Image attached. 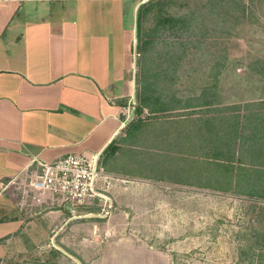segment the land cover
<instances>
[{
  "label": "rangeland",
  "instance_id": "1",
  "mask_svg": "<svg viewBox=\"0 0 264 264\" xmlns=\"http://www.w3.org/2000/svg\"><path fill=\"white\" fill-rule=\"evenodd\" d=\"M134 1L136 10L130 18L137 47V10L148 0ZM163 14L185 16L186 22L163 29L157 25L156 9L142 18L141 35L150 42L145 50H135V85L125 100V117L128 122L140 117L145 126L136 143L123 145L134 152L120 154L114 164L131 185L122 194L131 202L130 223H116L121 230L108 233V241H101L105 234L97 231L93 237L98 243L90 250L86 240L90 232L73 224L88 225L100 218L59 224L51 217L50 227L39 232V215L27 216L36 231L21 240L14 236L0 241L4 245L0 264H264V196L203 186L200 183L212 182L211 178L175 171L152 178L157 171L140 164L149 159L145 151L176 157L175 150H196L199 155L211 146H190L194 141L190 136L184 146L155 140L165 116L204 117L216 114L203 112L210 108L264 100V0H170ZM125 16L129 21V14ZM146 82H156L155 88L166 93L165 100L179 108L136 114V92ZM186 103L190 106L180 108ZM197 155L193 156L202 161ZM175 161L180 163L166 157L160 164L170 170ZM202 163L206 165L205 160ZM183 177L184 181L177 180ZM141 213L149 216L152 230L140 228Z\"/></svg>",
  "mask_w": 264,
  "mask_h": 264
},
{
  "label": "crops",
  "instance_id": "2",
  "mask_svg": "<svg viewBox=\"0 0 264 264\" xmlns=\"http://www.w3.org/2000/svg\"><path fill=\"white\" fill-rule=\"evenodd\" d=\"M134 3L0 0V241L36 231L27 216L39 215V232L50 227L51 217L59 224L76 219L50 194L30 211L22 188L28 190L35 158L52 161L72 153L101 161L106 146L123 135L125 100L135 85ZM105 170L99 184L116 209L88 225L73 224L90 232V250L97 231L108 241V233L121 230L116 223H130L131 202L122 196L129 180L113 162ZM139 218L143 231L153 229L149 216Z\"/></svg>",
  "mask_w": 264,
  "mask_h": 264
},
{
  "label": "trees",
  "instance_id": "3",
  "mask_svg": "<svg viewBox=\"0 0 264 264\" xmlns=\"http://www.w3.org/2000/svg\"><path fill=\"white\" fill-rule=\"evenodd\" d=\"M169 1L148 0L138 7L136 38H138L139 43L137 47L135 46V50H145L150 42L142 38L141 22L142 18L153 9H156L157 25L163 29L179 28L180 24L182 26V23L186 22L185 16L163 14V10ZM136 52L138 51L136 50ZM155 85L156 82H146L139 87L136 92L138 101L137 106H135L136 114L140 115L145 109L149 114L155 115L179 108L174 103L170 104L165 100L166 93L155 88ZM206 103L209 104L210 102L206 101ZM184 105L180 108L189 107L190 103ZM257 107L263 109L264 100L226 105L217 109L210 108L203 110V112H215L216 114L204 117L191 116V118H187L183 114H178L177 117L175 115L165 116L159 124L157 122L161 130L154 136L155 140L178 142L184 146L185 144L188 145L189 141L187 140L190 139V136L194 140L190 146L200 145L203 147L202 143L211 146L199 155H197L196 150L186 152L182 149L175 150L174 153L178 155L176 157H168L167 153L145 151L144 153L148 154L149 159L147 162H140V164L152 173L156 174L157 171L156 175H151L152 178L162 179L161 172L175 171L176 174H187L196 178H211L212 182L200 183L203 186L219 190L233 189L240 193L264 196V110L259 109L257 111L255 109ZM144 126L145 120L140 117L127 122L123 135L118 140H112L104 149L105 155L103 160L100 161L99 158V166L106 171L107 162L110 161L114 164L117 162L118 164L119 160L117 159H119L120 154L134 152L132 148H124L123 145L136 143L140 136L139 132ZM150 154L157 157L159 162H151ZM193 155L201 156L202 161ZM166 157L180 163L175 161L174 167L169 170L166 168V164H160L165 161ZM159 158L161 159L159 160ZM204 160L206 165L202 163ZM125 164L119 162L120 166ZM124 167L130 166L126 164ZM120 171L122 172V170ZM183 179L184 177L177 178L179 181H184Z\"/></svg>",
  "mask_w": 264,
  "mask_h": 264
},
{
  "label": "built area",
  "instance_id": "4",
  "mask_svg": "<svg viewBox=\"0 0 264 264\" xmlns=\"http://www.w3.org/2000/svg\"><path fill=\"white\" fill-rule=\"evenodd\" d=\"M98 162L97 156L72 153L52 161L35 158L34 176L24 186L28 190L19 186L26 197L23 205L32 211L44 194H50L62 208L67 202L73 203L76 211L69 212L73 217H108L115 205L107 188L99 184L104 170Z\"/></svg>",
  "mask_w": 264,
  "mask_h": 264
},
{
  "label": "water",
  "instance_id": "5",
  "mask_svg": "<svg viewBox=\"0 0 264 264\" xmlns=\"http://www.w3.org/2000/svg\"><path fill=\"white\" fill-rule=\"evenodd\" d=\"M65 210L68 212H75V206L73 203L67 202L64 206Z\"/></svg>",
  "mask_w": 264,
  "mask_h": 264
}]
</instances>
